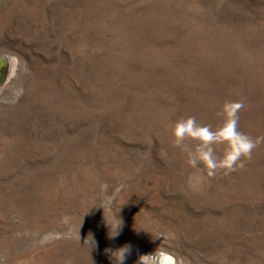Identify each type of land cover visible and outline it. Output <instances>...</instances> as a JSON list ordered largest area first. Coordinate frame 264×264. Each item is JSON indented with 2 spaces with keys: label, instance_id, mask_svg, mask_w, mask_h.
Returning a JSON list of instances; mask_svg holds the SVG:
<instances>
[{
  "label": "rangeland",
  "instance_id": "374dc122",
  "mask_svg": "<svg viewBox=\"0 0 264 264\" xmlns=\"http://www.w3.org/2000/svg\"><path fill=\"white\" fill-rule=\"evenodd\" d=\"M0 57V264H264V0H0ZM226 101L259 143L193 191Z\"/></svg>",
  "mask_w": 264,
  "mask_h": 264
},
{
  "label": "clouds",
  "instance_id": "9594fccd",
  "mask_svg": "<svg viewBox=\"0 0 264 264\" xmlns=\"http://www.w3.org/2000/svg\"><path fill=\"white\" fill-rule=\"evenodd\" d=\"M244 106L243 101L224 102L216 113L222 123L215 129L209 125L198 123L192 116L179 119L172 125L170 135L174 147L179 148L185 140L195 142V149L190 151L186 158L188 167L200 170L188 178L187 184L191 190L199 191L205 180L214 177L218 171L223 170L225 174L236 171L237 168L244 166L246 159L251 158L259 141L253 140L238 130L239 112ZM214 145L224 146L219 156L215 154ZM120 223L118 221L115 231L109 235L110 237H115L118 234L117 229ZM159 238L157 236L153 239ZM129 251L130 246H125L113 252L117 254L114 256L117 264H124ZM159 255L161 254L157 249H154L151 253L139 256L136 264H157Z\"/></svg>",
  "mask_w": 264,
  "mask_h": 264
},
{
  "label": "bare ground",
  "instance_id": "6f19581e",
  "mask_svg": "<svg viewBox=\"0 0 264 264\" xmlns=\"http://www.w3.org/2000/svg\"><path fill=\"white\" fill-rule=\"evenodd\" d=\"M3 59H4L3 57H0V61ZM158 252L161 255H159L157 258V264H175V259L170 254H168L164 251H158ZM40 262H41V264H52L54 262L53 250L41 252L40 253Z\"/></svg>",
  "mask_w": 264,
  "mask_h": 264
},
{
  "label": "water",
  "instance_id": "95a60500",
  "mask_svg": "<svg viewBox=\"0 0 264 264\" xmlns=\"http://www.w3.org/2000/svg\"><path fill=\"white\" fill-rule=\"evenodd\" d=\"M0 62H1V63H0V68L4 67V66H5V60L3 59V60H1ZM2 78H3V74L0 73V81L2 80Z\"/></svg>",
  "mask_w": 264,
  "mask_h": 264
}]
</instances>
